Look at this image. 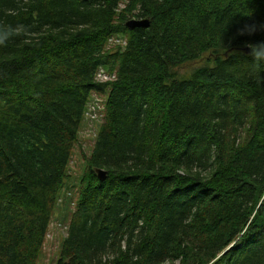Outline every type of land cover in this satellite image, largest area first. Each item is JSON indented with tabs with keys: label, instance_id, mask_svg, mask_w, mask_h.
I'll return each instance as SVG.
<instances>
[{
	"label": "trees",
	"instance_id": "16d2710c",
	"mask_svg": "<svg viewBox=\"0 0 264 264\" xmlns=\"http://www.w3.org/2000/svg\"><path fill=\"white\" fill-rule=\"evenodd\" d=\"M92 94L56 264H264V0H0V264L36 263Z\"/></svg>",
	"mask_w": 264,
	"mask_h": 264
},
{
	"label": "rangeland",
	"instance_id": "374dc122",
	"mask_svg": "<svg viewBox=\"0 0 264 264\" xmlns=\"http://www.w3.org/2000/svg\"><path fill=\"white\" fill-rule=\"evenodd\" d=\"M125 1V0H124ZM202 65L194 62L184 65L179 69L181 74H188L193 69ZM101 77V82L107 80ZM104 98L92 94L89 98L85 118L80 126L77 142L72 151L68 173L69 179L65 182L57 205L52 213L51 221L42 245L39 257L35 264H56L59 257L61 244L66 236L69 218L77 198L78 178L84 170V157L92 150L94 139L101 124Z\"/></svg>",
	"mask_w": 264,
	"mask_h": 264
},
{
	"label": "water",
	"instance_id": "95a60500",
	"mask_svg": "<svg viewBox=\"0 0 264 264\" xmlns=\"http://www.w3.org/2000/svg\"><path fill=\"white\" fill-rule=\"evenodd\" d=\"M127 28L132 30L135 28H147L149 26L148 20H131L127 23ZM248 52V49H245ZM97 177L100 181H103L106 178V172L103 170H96Z\"/></svg>",
	"mask_w": 264,
	"mask_h": 264
}]
</instances>
